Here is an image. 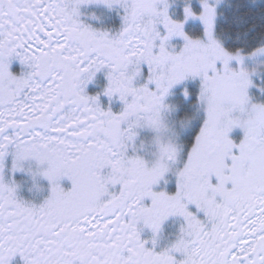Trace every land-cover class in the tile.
Listing matches in <instances>:
<instances>
[{"label":"snow or ice","instance_id":"1","mask_svg":"<svg viewBox=\"0 0 264 264\" xmlns=\"http://www.w3.org/2000/svg\"><path fill=\"white\" fill-rule=\"evenodd\" d=\"M177 2L0 0V264H264V0Z\"/></svg>","mask_w":264,"mask_h":264},{"label":"flooded vegetation","instance_id":"2","mask_svg":"<svg viewBox=\"0 0 264 264\" xmlns=\"http://www.w3.org/2000/svg\"><path fill=\"white\" fill-rule=\"evenodd\" d=\"M81 12L84 14L83 18L89 22L92 23L96 27H104V28H110V27H116L119 24V16L117 12L112 9L109 10L105 5L103 4H88L81 6ZM91 14H95L97 19H93L91 17ZM21 65L18 61H13L10 70L14 73H19L21 71ZM106 85V79L104 74L98 73L95 77L94 81L89 83L87 86L86 91L89 94H95L97 92H100L103 87ZM101 103L105 106L108 104V98L101 96ZM113 110H118L120 107V103L118 101H113L112 103ZM63 185L67 188L70 187V182L67 180L63 181ZM169 190H174V186H169ZM179 221L176 220V218H170L165 226L163 231V236L165 239L161 241V245L165 244L167 242V239L172 238V236L175 234V232L178 229ZM145 235L148 236L150 233L145 232ZM11 264H23L22 259L17 255L13 258L11 261Z\"/></svg>","mask_w":264,"mask_h":264},{"label":"trees","instance_id":"3","mask_svg":"<svg viewBox=\"0 0 264 264\" xmlns=\"http://www.w3.org/2000/svg\"><path fill=\"white\" fill-rule=\"evenodd\" d=\"M195 2V0H194ZM173 11L174 13L177 15V16H180V4H179V0L177 2V4L174 6L173 8ZM186 30H188L189 32H198L199 31V25L196 24V23H193V22H190L187 26H186Z\"/></svg>","mask_w":264,"mask_h":264},{"label":"rangeland","instance_id":"4","mask_svg":"<svg viewBox=\"0 0 264 264\" xmlns=\"http://www.w3.org/2000/svg\"><path fill=\"white\" fill-rule=\"evenodd\" d=\"M251 94L253 96H257L258 95V93L256 92L255 89L251 90ZM262 99H264V98H262ZM232 136H233V138L238 140L242 136L241 130H239V129L234 130L233 133H232Z\"/></svg>","mask_w":264,"mask_h":264}]
</instances>
